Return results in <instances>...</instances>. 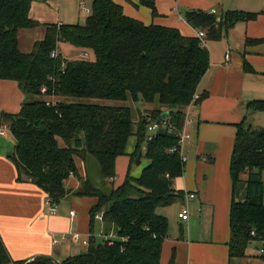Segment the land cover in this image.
<instances>
[{
	"label": "trees",
	"instance_id": "obj_1",
	"mask_svg": "<svg viewBox=\"0 0 264 264\" xmlns=\"http://www.w3.org/2000/svg\"><path fill=\"white\" fill-rule=\"evenodd\" d=\"M34 1L0 0V79L17 82L27 97L19 113L1 114L16 140L13 160L19 180L26 177L59 204L69 195L67 181L75 178L80 184L71 194L94 198L96 203L90 210L92 235L86 251L59 263L43 256L14 264H161L169 221L158 209L180 195L174 181L185 167L180 153L171 149L179 144L185 108L209 68V50L199 37L145 25L126 16L113 0H94L84 24H49L44 39L24 53L19 31L43 25L30 16ZM142 3L157 14L155 0ZM255 16L243 11L222 15L195 11L186 19L216 41ZM60 43L71 45L81 57L53 59L51 53L59 50ZM87 53L94 59L82 57ZM244 68L254 71L247 62ZM139 104L149 108L144 111ZM247 108L264 112V100H253ZM167 111L171 127L149 141L148 125L162 122ZM132 137L136 150L127 176L115 186L116 160L127 155ZM141 150L149 164L136 178L131 168ZM90 158L98 165L104 188L92 179ZM230 172V255L244 257L252 242L264 240V127L252 128L246 120L237 125ZM99 212L104 233L97 241L94 227ZM11 263L0 236V264Z\"/></svg>",
	"mask_w": 264,
	"mask_h": 264
},
{
	"label": "crops",
	"instance_id": "obj_2",
	"mask_svg": "<svg viewBox=\"0 0 264 264\" xmlns=\"http://www.w3.org/2000/svg\"><path fill=\"white\" fill-rule=\"evenodd\" d=\"M91 1L93 4L94 0ZM113 1L126 16L145 25L177 29L185 37H198L199 32H204L187 22L188 12L256 14L253 19L234 25L220 40H208L204 32L210 65L197 88L200 102L191 108L192 139L184 148L188 160L183 175L174 181L175 192L180 195L175 204L159 208L158 213L169 221L161 264H264L257 251L261 242H252L244 257H231L229 248L233 195L230 165L237 125L246 120L252 128L264 127V112L247 108L253 100H264V41L246 43L264 40V0H155L157 14L142 0ZM82 4L85 0L34 1L30 16L43 25L19 31L20 50L31 52L34 44L44 39L49 24H76ZM66 44L59 45L62 57ZM72 48H63L70 54L65 60H72L71 55L77 52ZM245 62L254 71L247 72ZM26 100L17 82L0 79V127L7 124L1 114L19 113ZM136 142V137L129 140L127 160L120 161L123 156L116 160L115 186L121 185L127 176ZM15 153L12 132L0 135V236L11 264L28 263L43 256L61 262L86 251L84 246L87 249L88 245L84 242L89 244L92 235L90 210L96 200L72 195L80 183L71 178L67 181L71 193L58 204L57 214L50 215L46 192L26 177L19 180ZM147 165L131 175L138 178ZM191 194L195 197L190 198ZM185 210L187 220L179 216ZM71 211L76 212L74 219ZM96 223H100L102 240L104 225L102 221Z\"/></svg>",
	"mask_w": 264,
	"mask_h": 264
},
{
	"label": "built area",
	"instance_id": "obj_3",
	"mask_svg": "<svg viewBox=\"0 0 264 264\" xmlns=\"http://www.w3.org/2000/svg\"><path fill=\"white\" fill-rule=\"evenodd\" d=\"M85 12H86V14L90 15L92 13V8L91 7L90 8H86ZM211 13L215 14V10H213ZM198 37L205 44V33L204 32H199L198 33ZM51 57L53 59H59L62 56L59 53V50H54L51 53ZM82 57L86 58L87 56L83 55ZM227 57H228V55H227ZM62 59L64 60L63 57H62ZM62 66L64 67V64ZM46 90H47V88L44 87L42 89V92L44 93V92H46ZM199 99H200V96L198 94H195L193 99H192V102L185 108L184 124H183L182 129L178 132L179 144H178V146H176V147L171 149L172 153H175V152L180 153V156H181L182 161L184 163H186L187 160H188V157L184 153V148L192 139V134L189 132V127H190L191 120H192L191 116H190L191 108ZM170 127H171V125L169 124V122L166 119H164L162 122H157V121L151 122L148 125V129H147L148 134L151 135V136L148 137V140L149 141L153 140L154 137L156 136V134L160 130H163V129H166V128H170ZM9 132H11V129H10V127L7 124H5L2 127H0V135H6ZM189 197L190 198H194L195 195L191 194ZM46 206H47V209H48V212H49L50 215H56L57 214L59 206L52 198H50V197L47 198ZM179 216L183 220H187L188 217H189L188 211L185 210ZM75 217H76V212L75 211H71V218L74 219ZM95 218L98 221H102L103 220V212H99L98 214H96ZM252 234L254 235L255 233L253 232ZM84 244L88 245V241H85ZM257 251H258V254L260 255V257L264 260V240L261 241V244L258 247Z\"/></svg>",
	"mask_w": 264,
	"mask_h": 264
},
{
	"label": "rangeland",
	"instance_id": "obj_4",
	"mask_svg": "<svg viewBox=\"0 0 264 264\" xmlns=\"http://www.w3.org/2000/svg\"><path fill=\"white\" fill-rule=\"evenodd\" d=\"M91 5H92V1L91 0H85V4L84 5H81V7L79 8V14H80V16H79V19L78 20H76V24L77 23H79V24H84L85 23V21H86V19H87V17L89 16L88 14H86V12H85V9L86 8H90L91 7ZM66 46H71V45H69V44H66L65 46H63V48L65 47L66 48ZM62 48V51H63V53H64V55H63V58L64 59H66V58H68V57H70V54L68 53V52H66L65 51V49H63ZM73 50H76V49H74V48H72ZM77 52L75 53V52H73V54L71 55V57L73 56V58H80V56L79 55H81L80 53V51H78V50H76ZM77 54V56H75ZM86 55V54H85ZM68 56V57H67ZM87 58L88 59H94V55L92 54V53H87ZM72 58V59H73ZM43 93V92H42ZM40 100H43L44 99V97H40L39 98ZM92 103H103V102H101V101H97V100H92L91 101ZM105 103V102H104ZM107 104H109L110 102H106ZM126 105H127V103H125ZM128 105H130L129 103H128ZM136 107V106H135ZM138 107H140V108H142V110H144V111H147V110H145L144 108H149L147 105H144V104H139L138 105ZM137 108V107H136ZM136 108H135V110H136ZM263 115V114H262ZM260 118H263L262 116H260ZM259 118V119H260ZM258 129V128H257ZM149 136H151L150 134H148V137ZM143 151V150H142ZM125 159H126V156H123V158H121L120 159V161H125ZM127 160V159H126ZM90 171H91V176H92V179H93V181L97 184V185H99V186H103V188H104V185H105V183L103 182V179H102V177L100 176V174H99V168H98V165H97V163L94 161V159H92V158H90ZM119 161V162H120ZM122 161V162H123ZM136 162H137V160H136ZM136 162H134V164L132 165V168H131V174L133 173V171H137V170H141L143 167H144V165H147L148 164V160L146 159V158H142L141 159V164H136ZM125 172V171H124ZM118 175H119V173H118ZM133 175V174H132ZM116 182L118 181L117 179L115 180ZM109 188L111 187L110 185H107ZM176 202L175 201H173L169 206H171V205H173V204H175ZM168 206H166V208H167ZM102 234V232H101V230H100V223H96V225H95V232H94V235H95V237H96V240L97 241H100V239H101V235ZM84 250H86V248H85V246H84Z\"/></svg>",
	"mask_w": 264,
	"mask_h": 264
},
{
	"label": "water",
	"instance_id": "obj_5",
	"mask_svg": "<svg viewBox=\"0 0 264 264\" xmlns=\"http://www.w3.org/2000/svg\"><path fill=\"white\" fill-rule=\"evenodd\" d=\"M168 115H169V112L167 111V112L163 113L162 118H163V119H166V118L168 117ZM142 158H143V151L141 150V151L139 152V155H138V158H137V162H136V164H140ZM68 193H71V189L68 190ZM54 260H55V259H54ZM55 261L58 262L57 260H55ZM58 263H59V262H58Z\"/></svg>",
	"mask_w": 264,
	"mask_h": 264
}]
</instances>
